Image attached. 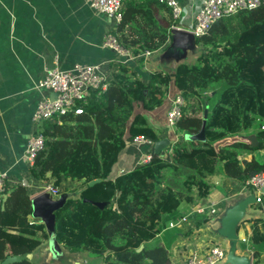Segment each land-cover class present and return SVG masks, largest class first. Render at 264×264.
<instances>
[{
  "label": "trees",
  "instance_id": "16d2710c",
  "mask_svg": "<svg viewBox=\"0 0 264 264\" xmlns=\"http://www.w3.org/2000/svg\"><path fill=\"white\" fill-rule=\"evenodd\" d=\"M155 3L126 0L111 33L133 57L156 52L171 39L170 30L152 13ZM195 45L203 51L195 63L180 64L171 73L157 70L146 82L127 66H118L107 89L93 95L81 114L43 123V136L51 141L35 160L32 176L42 183L52 180L53 188L63 180L85 188L79 200L55 214L57 240L68 251L99 257L102 264H166V249L149 243L161 233L166 215L183 202L195 205L208 197L207 178L215 175L217 164L241 184L264 171V162L240 159L264 150V6L218 20ZM170 83L185 101L176 134L199 133L207 110L205 142L178 138L164 156L152 151L149 163L112 179V167L127 142L136 136L159 141L137 108L159 107ZM252 129L255 148L247 139H230ZM94 180L100 182L88 186ZM4 196L0 264L9 257L18 259L8 264H34L28 258L36 244L32 237L44 227L31 218L32 196L22 185L6 186ZM92 202L107 205L100 209ZM263 223H252L247 250L253 264L264 252V230L258 228Z\"/></svg>",
  "mask_w": 264,
  "mask_h": 264
},
{
  "label": "crops",
  "instance_id": "0c3cea01",
  "mask_svg": "<svg viewBox=\"0 0 264 264\" xmlns=\"http://www.w3.org/2000/svg\"><path fill=\"white\" fill-rule=\"evenodd\" d=\"M177 1L182 8V14L174 23L165 8L156 9V12L152 9L153 4L152 13L163 28L171 30L174 27L188 31L203 0ZM116 25L114 20L93 12L83 0H0V172L7 174L8 187L25 186L34 197L39 192L32 193V189L44 184L32 176L23 156L28 137L33 130L31 118L38 100L42 97L37 89L38 81L56 59L63 70L71 69L76 64L102 65L111 78L118 72V66L124 65L145 82L157 70L166 72L165 69H170L173 72L180 64L189 65L177 51L179 48L170 47V40L162 49L148 56L131 60L119 57L102 46L104 35L107 32L112 33ZM194 47L199 49L198 58L202 53L201 49L196 45ZM188 52L191 54L190 48L186 47L184 53ZM179 93L173 83H170L166 90L167 96L159 107L151 111L137 108V113L146 119L147 125L156 132L159 140H169L170 146L174 140L182 138V135L170 130L166 121L169 100ZM254 133L255 130L252 129L230 139L248 140L255 138ZM154 144L146 141L127 142L112 167L110 177L114 179L135 170L140 166L143 156L154 151ZM252 158L264 162V150L245 153L240 157L241 160ZM219 165L221 167L216 170L215 175L207 178L211 187L208 197L195 205L183 202L176 212L166 215L161 233L155 239L157 241L149 243L150 246L166 249V264H185L190 255L200 254L209 245H219L225 252L229 250L236 257L249 256L253 264L252 251L247 249L251 245L253 220L260 219L264 222V194L260 191L261 204L255 203L245 210L237 228L236 243H229L219 237L215 230L220 225L215 219L227 206L241 201L249 194L240 182L226 177L222 165ZM69 182L75 186L80 184ZM61 185L62 182L58 189ZM208 202L221 204L223 209L219 210V205H216L218 213L215 219L198 225L197 222L204 217L191 213L196 206ZM183 218L185 219L182 221ZM170 223L175 224V227H170ZM258 228L263 231L264 223L258 224ZM29 259L35 262L34 255ZM258 264H264V252L260 253Z\"/></svg>",
  "mask_w": 264,
  "mask_h": 264
},
{
  "label": "built area",
  "instance_id": "2783aa9c",
  "mask_svg": "<svg viewBox=\"0 0 264 264\" xmlns=\"http://www.w3.org/2000/svg\"><path fill=\"white\" fill-rule=\"evenodd\" d=\"M83 1L93 12L105 15L118 23L121 20L126 0ZM156 2L152 9L156 12H158L156 9L159 8L167 9L173 23L181 18L182 8L177 0H156ZM261 6H264V0H203L199 10L195 14L194 22L187 32L194 39L200 38L218 20ZM171 29L177 28L171 27ZM102 46L112 50L119 57L126 60L135 59L109 32L104 35ZM148 55L150 53L146 52L141 56ZM112 81L113 78L109 77L102 65L98 64H76L71 69L63 70L58 66L56 59L53 65L44 71L42 78L37 84V89L40 91L42 97L38 100L31 118L33 130L28 137L23 156L24 163L29 169L34 168L35 160L38 158L39 153L46 152L48 150L46 142L51 141V139H46L43 136V123H58L61 116L81 114L83 106L88 100L93 95H99L105 91ZM51 96L54 97L51 98ZM184 105L185 101L180 93L169 100L166 121L170 130H176L175 126L181 118ZM261 129L264 130V127L262 126ZM144 141L152 143L143 136H136L131 140L133 143ZM176 141L174 140V143ZM151 157V153L144 155L140 161V165L149 163ZM7 178L8 176L5 172H0V211L5 197L4 192L7 186ZM242 185L247 192L255 194V203L261 204L262 194L260 193V189L264 186V171L250 177ZM46 191L51 192L53 195L60 193L58 188H53L52 186L42 188L41 193ZM216 205L214 202L198 205L191 214L207 218L209 223L217 216L218 210ZM169 226L173 228L175 224L170 223ZM224 257L225 251L219 245H209L200 254L190 255L185 264H217Z\"/></svg>",
  "mask_w": 264,
  "mask_h": 264
},
{
  "label": "water",
  "instance_id": "95a60500",
  "mask_svg": "<svg viewBox=\"0 0 264 264\" xmlns=\"http://www.w3.org/2000/svg\"><path fill=\"white\" fill-rule=\"evenodd\" d=\"M172 35L171 48H179L177 51L179 53L185 52L186 47L192 49L195 45L194 37L187 31H182L179 29H171ZM167 73H171L170 69H165ZM207 119V110L203 114V124L199 133L191 135L188 133L182 134V138L186 141L191 142H205V126ZM252 144V147H256V139H248ZM169 145V140H159L154 144V152L160 156H164V149ZM100 180H94L89 182L88 186H93L99 183ZM23 185H26L24 183ZM84 187L77 188L70 192L59 193L53 195L51 192H42L31 198V218L41 224L44 229L47 241L44 245L42 251V260L40 264H80L79 257L77 253L68 251L56 237L55 223H56V213L62 210L69 202L76 201L80 199L81 193ZM261 193L264 194V186L260 189ZM85 202L88 200H84ZM94 206L103 209L107 203L104 202H92ZM255 204V196L249 193L248 196L241 201L236 202L231 206H227L223 213L215 219L219 223V228L215 230V233L226 239L229 243H236L238 241L237 228L242 221L245 210ZM143 246H140L139 250ZM30 258L31 255H28ZM17 257H9L5 259L1 264H8L9 262L17 260ZM251 264V259L249 256L236 257L231 251L225 252V257L220 260L217 264Z\"/></svg>",
  "mask_w": 264,
  "mask_h": 264
},
{
  "label": "rangeland",
  "instance_id": "374dc122",
  "mask_svg": "<svg viewBox=\"0 0 264 264\" xmlns=\"http://www.w3.org/2000/svg\"><path fill=\"white\" fill-rule=\"evenodd\" d=\"M171 42H172V35H171V39H170V43ZM198 48H200V47H198ZM168 49H169V47L167 49H165L164 51H167ZM198 50L199 49H196L195 47L192 49V47L190 46L191 54L189 52L188 53L181 52L180 56H182V58H184V61H186L187 63H189V65H191V64H193V63H195L197 61V55H198L197 52H198ZM201 52H203V51H201ZM220 167L221 166L219 164H217L216 168L218 169ZM170 181H171L170 177L167 176L166 182L169 183ZM51 183H52V181H49L48 183H44V184L38 185L37 188H33L31 192L32 193L39 192V194H40L41 191H42V188H44L46 186H51ZM61 186L62 187L59 189V191H62L61 193L70 192V191H73V190H75L77 188H81L80 184L75 186L74 184H70L69 181H62V185ZM218 208H219V210H222L223 206L220 204L218 206ZM32 238H33L34 242L36 243L35 246L33 247L32 251H31V255H34V257H35V262L33 261V263L34 264H39L40 261L42 260V251L44 249V245H45V243L47 241V238H46V235H45L44 232H42L40 234H36ZM156 241L157 240L153 241V243H155ZM77 254H78V257H79L80 264H99V262H102L101 258H98L96 256L94 257V256L89 255L87 253H77Z\"/></svg>",
  "mask_w": 264,
  "mask_h": 264
}]
</instances>
